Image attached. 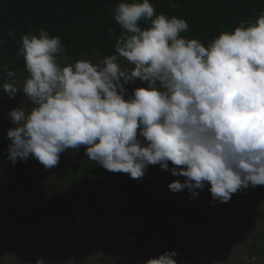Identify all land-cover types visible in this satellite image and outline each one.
<instances>
[{
    "label": "clouds",
    "instance_id": "clouds-1",
    "mask_svg": "<svg viewBox=\"0 0 264 264\" xmlns=\"http://www.w3.org/2000/svg\"><path fill=\"white\" fill-rule=\"evenodd\" d=\"M112 13L123 32L115 53L99 62L61 64L66 48L44 29L21 37L22 92L33 107L10 110L6 159L35 158L48 170L61 153L86 146L85 155L109 172L139 181L158 164L185 177L168 184L173 193L187 189L195 199L209 186L221 203L264 185V10L207 46L182 36L186 20L156 14L150 0H121ZM141 20L150 24L141 28ZM7 76L0 92L13 99L21 90L16 73ZM137 79L147 86L128 94ZM177 256L166 250L144 264H183Z\"/></svg>",
    "mask_w": 264,
    "mask_h": 264
},
{
    "label": "rangeland",
    "instance_id": "rangeland-1",
    "mask_svg": "<svg viewBox=\"0 0 264 264\" xmlns=\"http://www.w3.org/2000/svg\"><path fill=\"white\" fill-rule=\"evenodd\" d=\"M78 59L99 62L103 58L58 60L66 64ZM120 63L131 68L126 61ZM27 75L26 70L16 74L21 91L15 98L0 92V126L8 145L11 141L6 132L15 126L10 110L23 106L30 111L33 107L22 92ZM146 86L147 82L137 79L126 88L131 94L134 88ZM84 147L61 153L58 165L48 170L33 158L37 170L25 178L13 176L8 164L0 161L1 264H35L39 258L56 264H144L162 254L164 228L189 248L193 264H250L255 233L264 223V205L257 202L250 187L234 193L226 203L213 202L209 186L197 189L199 195L191 199L187 189L173 193L168 188L173 180L183 182V176H173L157 164L149 165L138 181L85 160ZM127 182L144 185L154 207L149 218L136 215L138 197L125 190ZM41 194L66 199L67 211L30 224V207ZM136 240L142 241L139 251L118 253L121 244Z\"/></svg>",
    "mask_w": 264,
    "mask_h": 264
},
{
    "label": "trees",
    "instance_id": "trees-1",
    "mask_svg": "<svg viewBox=\"0 0 264 264\" xmlns=\"http://www.w3.org/2000/svg\"><path fill=\"white\" fill-rule=\"evenodd\" d=\"M121 0H0V85L9 81L7 71L16 74L25 71L24 58L18 55L22 47L21 37L25 34H39L44 29L52 36H59L66 51L60 58L106 57L115 53V41L123 32L114 20L112 9ZM156 14L184 18L189 31L182 33L185 38H197L207 46L223 31H232L241 21L252 22L264 10V0H150ZM175 3L176 7H169ZM145 28L150 21L139 22ZM120 60L126 61L123 58ZM127 62V61H126ZM86 147V146H85ZM84 159L91 161L85 155ZM8 144L0 126V161L8 164L13 176L25 178L37 170L35 159L17 161L14 165L6 159ZM255 192L258 203L264 205V185L249 188ZM125 190L138 197L134 205L136 215L149 218L154 211L153 204L145 195L140 182L125 183ZM67 200L59 195L37 196L30 207L28 222L67 211ZM160 250H176L178 262L193 264L194 256L189 248L176 239L169 228H164ZM142 248V241H130L120 245L118 253L130 254ZM250 264H264V223L257 229L253 248L249 256ZM47 264H56L46 261ZM1 264V263H0Z\"/></svg>",
    "mask_w": 264,
    "mask_h": 264
}]
</instances>
